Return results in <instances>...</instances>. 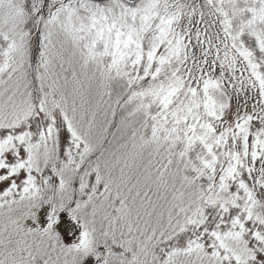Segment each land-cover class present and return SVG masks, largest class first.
I'll return each mask as SVG.
<instances>
[{"label": "snow or ice", "instance_id": "6c2138e0", "mask_svg": "<svg viewBox=\"0 0 264 264\" xmlns=\"http://www.w3.org/2000/svg\"><path fill=\"white\" fill-rule=\"evenodd\" d=\"M0 264H264V0H0Z\"/></svg>", "mask_w": 264, "mask_h": 264}]
</instances>
